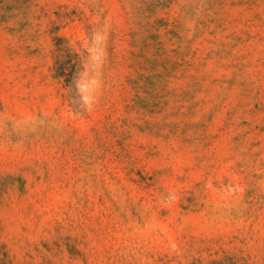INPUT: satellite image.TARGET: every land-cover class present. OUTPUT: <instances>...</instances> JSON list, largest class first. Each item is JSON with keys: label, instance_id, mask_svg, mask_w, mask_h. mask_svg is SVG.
Returning <instances> with one entry per match:
<instances>
[{"label": "rangeland", "instance_id": "1", "mask_svg": "<svg viewBox=\"0 0 264 264\" xmlns=\"http://www.w3.org/2000/svg\"><path fill=\"white\" fill-rule=\"evenodd\" d=\"M0 264H264V0H0Z\"/></svg>", "mask_w": 264, "mask_h": 264}]
</instances>
